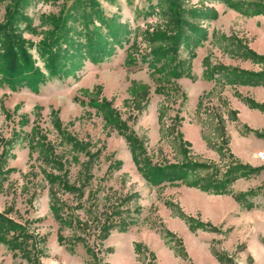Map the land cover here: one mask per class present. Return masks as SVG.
Listing matches in <instances>:
<instances>
[{"label":"rangeland","instance_id":"obj_1","mask_svg":"<svg viewBox=\"0 0 264 264\" xmlns=\"http://www.w3.org/2000/svg\"><path fill=\"white\" fill-rule=\"evenodd\" d=\"M14 15L45 81L0 76V214L21 226L0 264H264V0H0ZM86 24L121 42L77 56ZM172 165L186 179L144 176Z\"/></svg>","mask_w":264,"mask_h":264},{"label":"trees","instance_id":"obj_2","mask_svg":"<svg viewBox=\"0 0 264 264\" xmlns=\"http://www.w3.org/2000/svg\"><path fill=\"white\" fill-rule=\"evenodd\" d=\"M95 12L96 10H91L90 12H82V14L79 15L76 20L78 21L83 18L85 21L87 20L89 22L90 18ZM72 16L73 14H70V17ZM15 19L16 16L14 15L13 19L10 18L9 22L0 27V43L2 44V48L4 49L3 52L0 51V76H2L3 81L7 82L8 84H11L13 87L18 84H25L27 86H30L32 89H37L38 87L36 84L45 81V73L41 71L37 66H35L31 54L23 45L24 40L19 39L17 37L18 35L13 32L11 23H14ZM64 20H67L66 16H63L60 20L58 17L52 21L56 28V23L64 22ZM81 22L82 21L80 20V23ZM86 28L88 32L84 34L85 41L78 42L77 47L74 48L77 56H83L84 58H88L93 61H98L103 59L105 55H108L110 53L109 51L111 50V45H109V41L113 44L121 42L122 34L120 33L117 27H109L107 31V36H109L110 40H107L105 37L102 36V34H99L96 30L89 29L88 24H86ZM68 30L69 28H67V31H65L64 33H59L61 32L60 30L58 32L55 30V32H52V34L49 35L48 39L43 41L42 43L43 48L41 49V54L46 60L45 66L47 69V73L51 76H53L54 74L58 75L64 69L65 56L60 54V51L64 50L62 48L63 44H66L65 48H70L73 45L71 35H69ZM187 39L188 37L184 35V32H179L174 38V41L170 46L171 48L161 47L153 49L152 53L153 55H155L157 61H162L163 59H167L171 56L170 51H177L179 43ZM134 156L135 159L138 160L136 152L134 153ZM148 167L146 170L143 168L144 176L149 181L153 182H158V180L160 179H158L159 176H162L163 178L167 179L176 180L184 179L186 176L189 175V169H187L186 166L172 165L167 166L166 168L156 166H153L152 168H150V166ZM150 169H152L154 173H150ZM162 173H165V175L163 176ZM53 178H56V176H54ZM217 184L220 186L222 185L224 187L223 189H225L226 187L224 182H220ZM18 228H21L20 224L14 222L10 218H6L3 214H0L1 240H7L6 237L11 232L17 233ZM13 236L14 235H12V237ZM13 239L16 240L18 239V237L14 236ZM17 246L19 245H16L15 247Z\"/></svg>","mask_w":264,"mask_h":264},{"label":"built area","instance_id":"obj_3","mask_svg":"<svg viewBox=\"0 0 264 264\" xmlns=\"http://www.w3.org/2000/svg\"><path fill=\"white\" fill-rule=\"evenodd\" d=\"M261 157L264 158V153H261Z\"/></svg>","mask_w":264,"mask_h":264}]
</instances>
